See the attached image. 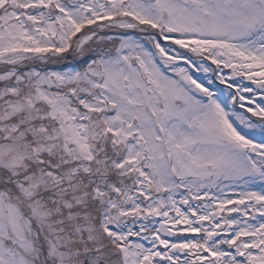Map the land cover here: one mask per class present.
I'll use <instances>...</instances> for the list:
<instances>
[{
  "label": "snow or ice",
  "instance_id": "6c2138e0",
  "mask_svg": "<svg viewBox=\"0 0 264 264\" xmlns=\"http://www.w3.org/2000/svg\"><path fill=\"white\" fill-rule=\"evenodd\" d=\"M0 264H264V0H0Z\"/></svg>",
  "mask_w": 264,
  "mask_h": 264
}]
</instances>
